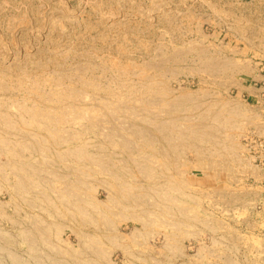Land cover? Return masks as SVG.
I'll use <instances>...</instances> for the list:
<instances>
[{
  "label": "rangeland",
  "instance_id": "obj_1",
  "mask_svg": "<svg viewBox=\"0 0 264 264\" xmlns=\"http://www.w3.org/2000/svg\"><path fill=\"white\" fill-rule=\"evenodd\" d=\"M0 264H264V0H0Z\"/></svg>",
  "mask_w": 264,
  "mask_h": 264
}]
</instances>
